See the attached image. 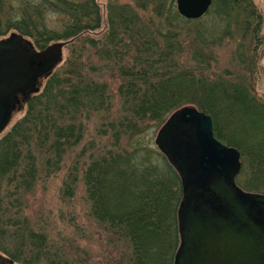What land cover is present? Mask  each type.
<instances>
[{"label":"trees","instance_id":"trees-1","mask_svg":"<svg viewBox=\"0 0 264 264\" xmlns=\"http://www.w3.org/2000/svg\"><path fill=\"white\" fill-rule=\"evenodd\" d=\"M137 4L141 9L151 5L152 11L160 16L168 2L138 0ZM119 6L118 9L114 0L109 1L107 27L98 33L103 29V15L97 0H0V40L17 34L39 50L53 42H67L69 50L64 66L59 71L55 70L45 83H41L39 93L25 104L24 116L0 139V211L5 183H13L23 169L32 170L39 159L50 172L62 170L67 153L80 145L89 123L100 115L103 126H117L115 129L123 131V135L128 137L140 135L149 122L161 124L190 103L197 104L217 123V113L211 112L207 106L209 96L220 93L218 96L224 103L219 108L225 109L224 114L231 111L229 115L233 112V115H237L238 111H244L248 123L244 121L243 129L251 125L252 137L253 132H258L264 113H255L253 110L258 107L249 99V78L244 77L243 82L194 78L193 70L196 69L178 72V68L173 65H166L161 72L155 70L153 73L149 67H119L122 79L117 93L123 110L115 113L114 117L111 114L114 108L108 86L100 82V67L96 68L91 55L97 56L100 63L122 57L120 48L127 40L126 36H131L138 16L130 5ZM234 11L232 6H226V17L229 18ZM168 18L189 22L178 14H171ZM164 21L161 20L163 25ZM166 24L172 23L168 21ZM122 27L125 34L120 31ZM166 33H150L149 41L155 42L156 37L160 36L169 45L165 48L166 53L174 50L173 44L179 48L184 44L181 49L190 47L197 60V68L205 65L207 58L211 59L210 64H215L214 47L221 46L218 43H223L231 34L225 32L211 36L199 31L193 36L189 32L183 40H179L175 28ZM208 40L213 48L208 47ZM144 41L147 42V39ZM135 46L139 47L138 44ZM241 91H246L248 99L239 94ZM235 147L240 149L244 159L241 175H248L239 181V185L247 191L264 195V139L248 145L245 147L247 150ZM117 150L106 151L100 157L91 155L84 163L83 182L92 203L93 214L108 226V230L127 241V247L132 249L131 254H126L129 264H158V260L161 264H173L180 244L177 217L182 199L180 178L166 158L163 171H156L135 163L139 160L135 157L138 151L128 148ZM128 163L131 164L128 166ZM138 168L143 171L142 177ZM145 177L149 178L143 183ZM167 177L171 182L174 181L176 187L171 206L170 197H166L169 187L165 180ZM76 180L77 175L71 176L66 185L67 193L74 192ZM144 187L149 189L140 194ZM166 213H170L168 223L165 221ZM27 238V250L17 249L7 255L9 259L22 264H71L62 257L60 250L49 244L45 234L31 230ZM169 238L171 243L167 245ZM156 249L159 252L153 258L152 251Z\"/></svg>","mask_w":264,"mask_h":264},{"label":"rangeland","instance_id":"rangeland-1","mask_svg":"<svg viewBox=\"0 0 264 264\" xmlns=\"http://www.w3.org/2000/svg\"><path fill=\"white\" fill-rule=\"evenodd\" d=\"M11 1L14 2L16 0ZM109 1L110 0H97L103 15V29L98 31V33L102 32L107 27V5ZM137 1L138 0H114L118 9L121 7L119 5H130L134 9L135 15L138 16L137 22L139 23L136 22L131 36L126 33L128 34V36H126L127 40L123 43L122 48H120L122 59L118 58L108 63H100L97 60V56L91 55L93 57H91L92 61H94L93 64H95L96 68L100 67V82L106 83L108 86L107 90L112 98V106L114 108L111 114L114 117L116 115L115 113L122 112L123 110L121 101L118 100L119 95L117 93L118 86L122 79L120 77L119 67L122 66L129 68L135 67L136 65L138 68L149 67L148 69L153 73L155 70L161 72V69H164L166 65H173L174 68H178V72L196 69L193 70L195 74L194 78L206 77L214 81L220 78L225 81L243 82V77H245V79L250 77V79L253 78L243 64L245 60L244 57L247 53L246 48H241L243 35V32L239 30L242 26L241 15L234 11L229 18H227V12H225L226 5L222 0H215L211 10L206 16L196 20L187 19L189 22H182V20H179L180 18H168L171 14L174 16L175 14L180 15L177 9V0H165L168 2V5L162 9L160 16H157L152 11L151 5H149L147 9H141L138 7ZM161 20H165L164 25L163 22L161 23ZM168 21L172 24H166ZM169 25H173L172 28H175L179 33V40H183V37L189 32H192L193 36L199 31H203L211 36L215 34L218 36L221 35L220 33L224 34L225 32H227V35L228 33L231 34L226 37L223 43H218L221 44V46L219 45L220 47L218 45L214 47L215 64H210L211 59L207 58L205 65L197 68L198 63L196 58L193 57L194 53L189 50L190 47L181 49L184 44L180 45V48L173 44L174 50L166 53L165 48L169 45L163 42L164 40L161 39L160 36L156 37L158 41H149L151 38L150 33L154 35L157 32H162L166 35V32L172 29L167 27ZM121 29L120 31L123 32L124 28L122 27ZM260 35L264 36V30L260 32ZM134 39L135 41L133 42L132 40ZM146 39L147 42L144 41ZM207 42V44H209L208 47L211 48L212 45L210 41L208 40ZM54 43L59 42H53L51 44ZM249 43H251V41H247L244 45ZM135 44H138L139 47L135 46ZM185 45H187V42ZM247 52L249 54L250 50L247 49ZM263 52L264 49L260 48L258 52V65H256L258 67V73H255L256 79L248 81V89L250 91V93H248L249 99L253 100V94H255L257 99L261 100V102H257V106L259 107L253 110L255 113L258 111V113L261 114L264 113V108H262L264 104ZM87 55H90V53ZM68 57L69 50L67 46H65L63 48V60L54 68V71H59L64 66ZM85 59L86 57H84V60ZM49 77L42 79L41 83H45V80ZM252 90L254 93H252ZM239 94L248 99L246 91H241ZM218 95L220 96V93H218ZM218 95L213 94V96H209L210 101L207 107L211 112L217 113V123L213 120V129L217 128L222 143L229 147L239 146L245 149L248 145H254L257 141L264 139V119L262 124L257 128L258 132H253V135L256 137H252L251 125H248V128H246L247 130L242 127L244 121H246V124L248 123V118L243 115L244 111H236L237 115H233L234 112L230 113L232 116L229 115L231 111H229L227 115L224 114L226 113L225 109L221 110L219 108L224 101L222 102ZM201 98L202 97L198 100L200 101ZM18 104L20 106L14 112L8 127L0 134V139L24 116L26 105L23 103L21 104V102ZM187 106H192L200 112H205L197 104L193 103L185 105L182 108ZM98 115L100 114H97V116ZM171 115L159 125L149 122L144 126L142 133L135 137L123 135V131L120 132V130L117 131L115 129L117 126H103L100 120L101 115L94 117L95 119L89 123V129L80 145L75 150L68 152L65 156L62 170L50 172L43 161L39 159L35 162L32 170L30 169L27 171L23 169L24 171L22 170L18 173L13 183H5L2 192V210L0 211V254L6 258L9 253L17 249L26 251L27 248L25 247L28 245L27 233L33 230L45 234L49 244L60 250L62 257L64 256L63 258L68 260L71 264H129L126 254L127 252L131 254L132 249L130 246L127 247V241L113 231L108 230V226L96 219L93 214L92 203L89 200L83 182L82 169L84 163L87 162L91 155L100 157L105 154L106 151L116 152L118 151L117 149L128 148L129 150L138 151L135 157L139 160H136L135 163L140 167L146 166L156 171H163V166H165L164 158H166L169 164L170 162L158 148L156 139L158 133ZM111 122H108L109 125ZM255 134H258V136ZM238 150L240 151V149ZM245 150H247V148ZM83 152L85 154H83ZM241 161L243 169V156H241ZM130 164L131 163H128L127 165L129 166ZM138 172H140L139 175L142 177L143 171L138 168ZM241 172L236 178L238 185L241 179L244 180L245 176H248L241 175ZM176 173L178 174L177 171ZM76 175L78 180L75 181L76 183L73 187L74 192L67 193L66 185L68 181L71 180V176L75 177ZM148 178L149 177H145V181L142 180L143 183H146ZM165 180L169 186L166 197H170V199L169 197L168 199L170 200L169 205L171 206L176 196V187L173 184L174 181L172 180L171 182L169 177L165 178ZM147 185L148 183L146 186ZM239 187L241 186L239 185ZM145 189L147 190L149 187H144L143 190H140V194L145 193ZM247 192L260 194L251 191ZM169 215L166 213V223L169 222ZM16 233H19V237L15 236ZM170 241L171 239L169 238L166 242L168 243L167 245L171 243ZM158 252V249L152 251L153 258H155ZM16 264L22 263L17 262ZM158 264H161L159 260Z\"/></svg>","mask_w":264,"mask_h":264},{"label":"water","instance_id":"water-1","mask_svg":"<svg viewBox=\"0 0 264 264\" xmlns=\"http://www.w3.org/2000/svg\"><path fill=\"white\" fill-rule=\"evenodd\" d=\"M211 3L177 0V9L196 20ZM65 46L54 43L37 52L17 34L0 40V134L17 104L39 93L40 79L62 62ZM156 144L182 184L180 244L173 264H264V195L237 185L241 153L215 137L212 117L192 106L181 108L162 127Z\"/></svg>","mask_w":264,"mask_h":264},{"label":"flooded vegetation","instance_id":"flooded-vegetation-1","mask_svg":"<svg viewBox=\"0 0 264 264\" xmlns=\"http://www.w3.org/2000/svg\"><path fill=\"white\" fill-rule=\"evenodd\" d=\"M226 6H232L235 8L236 13L241 15V23L243 25L239 28L241 32H243L241 48H246V56L244 57V65L246 69L249 71L250 76H252L253 80L256 79L255 73H258V55L259 49H264V36L260 35V32L264 30V0H222ZM215 0H212L211 6L209 7L206 14L211 10ZM226 12V10H225ZM206 14L204 16H206ZM245 33V34H244ZM247 41H251V43L244 45ZM247 49L250 50L249 54ZM262 59H264V52ZM251 78V77H250ZM252 81V79H250ZM244 79V77H243ZM252 93L254 91L252 90ZM253 102L258 105L257 102H261L258 100L256 95L253 94ZM23 101L21 102V104ZM18 106H20L18 104ZM259 107V106H257ZM264 108V104L262 106ZM215 137L218 140H222L221 136H219L217 128H214ZM0 264H16V262L5 258L0 254Z\"/></svg>","mask_w":264,"mask_h":264}]
</instances>
